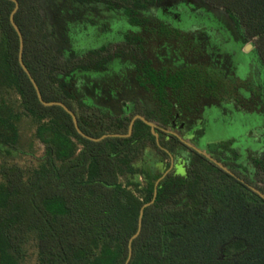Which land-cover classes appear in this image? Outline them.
I'll return each instance as SVG.
<instances>
[{"label":"trees","instance_id":"obj_1","mask_svg":"<svg viewBox=\"0 0 264 264\" xmlns=\"http://www.w3.org/2000/svg\"><path fill=\"white\" fill-rule=\"evenodd\" d=\"M16 1L14 22L23 38L22 61L42 99L66 105L88 136L125 134L135 113L110 112L80 97L77 76L103 73L115 57L123 61L140 50L135 43L141 38L124 35L116 45L84 53L71 49L65 55L51 43L42 0ZM165 1L71 2L100 3L122 12L131 25H141L140 11ZM204 1L222 9L235 31L252 43L262 79L251 87L246 84L238 96L254 98L264 111V0ZM13 8L11 1L0 0V264H22L29 250L34 264H124L139 210L151 200L154 182L166 168L154 156L164 153L139 120L129 138L92 142L76 132L61 107L43 106L18 63L19 40L9 21ZM161 34L170 38L167 30ZM220 84L215 73L206 77L198 72L197 92L194 88L170 96L161 88L152 98L155 107L165 110L163 117L170 116L171 100L197 109L201 99L218 106L234 98L231 89L218 96ZM206 86L211 93L203 98L198 89ZM137 113L148 120L158 116L156 110ZM219 114L212 113L215 126L225 120ZM260 129L264 137V126ZM36 145L42 147L37 156ZM209 146L212 151L230 149L226 142ZM16 153L33 160L23 165L10 161ZM253 161L257 183L247 175L241 182L206 157L188 154L186 174H169L153 204L144 209L128 264H264V199L247 186L264 195V146ZM243 163V171L249 173L247 160Z\"/></svg>","mask_w":264,"mask_h":264},{"label":"flooded vegetation","instance_id":"obj_2","mask_svg":"<svg viewBox=\"0 0 264 264\" xmlns=\"http://www.w3.org/2000/svg\"><path fill=\"white\" fill-rule=\"evenodd\" d=\"M71 1H53L56 15L51 24L53 29H48L51 33V43L56 48H60L65 55L71 49H77L84 53L101 46L116 45L123 40L124 35L141 38L140 42L135 43V46H139L140 50L131 51V55L124 58L123 61H121V57H115L112 66L103 73H98L95 77L88 76V73L78 74L77 91L81 95L80 97L86 98L87 101L98 107L106 108L110 112L119 110L118 112H125L127 115L135 113L131 116L128 127L136 116H141L153 124L155 135L152 133L151 127L142 120L136 119L133 123L134 126L135 122L139 120L148 126L156 146L165 154L156 153L154 156L166 168L154 182L151 200L154 196V189H156L155 201L158 186L169 174L179 176L186 174V158L192 152L206 157L210 162L226 170L241 182H244L242 177L247 175L250 180L257 183L253 158L264 146L263 133L256 124L258 102H255L252 97L240 99L238 96L239 93H243L242 88L246 84L249 87H251V83L253 85L252 74L254 73L250 72V67L245 69L242 67V70L236 68L230 75H226L218 68H213L215 60L212 61L210 52L207 53V47L210 48L215 43L216 35L214 31H211L214 25H208V22L200 24L195 20L197 13L204 15L203 9L197 10L190 7L188 0H167L172 4L170 10H166L164 7L167 1L155 8L141 10L139 15L144 24L131 25L127 17L119 10L107 8L100 3L83 5ZM103 10L110 12L111 16L104 15ZM162 30L169 31L170 38L161 34ZM224 32L227 34L225 30ZM235 33L243 40L236 31ZM51 37L55 39L59 37L58 41L63 42L65 48L56 46ZM133 46H130L131 49L134 48ZM244 47L238 44V53L244 59H251L253 48L249 58L245 56ZM198 72L206 77L212 72L218 75L222 84H220V89L216 90V94L225 96L228 94L225 90L231 89L234 98H231L230 101H221L218 106L201 99L197 109L189 108L190 105L185 108L175 100H171L173 104L171 112L173 113L163 117L162 114L165 110L162 112L159 106L155 107L152 98L157 94L158 89H164L170 96H176L175 94L182 92L188 93L194 88L196 90ZM138 74L142 77L141 84ZM92 80H97L99 83L102 81L105 86L92 90L89 84ZM166 81H172V84ZM198 90L203 98L211 93L209 87ZM154 110L158 112V116L153 120H148L146 116L137 113L140 111L148 114ZM213 112L220 113L225 119L219 121L217 126L212 119ZM165 117L168 119V123L165 122ZM224 129H235L236 134L230 137L223 135L222 137ZM213 142L230 143V149L218 148L216 151H212L209 145ZM147 151L151 155L155 153L151 147L147 148ZM245 160H247L246 166L250 169L249 173L243 171ZM247 186L250 189H255L253 185L247 184Z\"/></svg>","mask_w":264,"mask_h":264},{"label":"rangeland","instance_id":"obj_3","mask_svg":"<svg viewBox=\"0 0 264 264\" xmlns=\"http://www.w3.org/2000/svg\"><path fill=\"white\" fill-rule=\"evenodd\" d=\"M54 0H42V9L43 12L47 15V20H48V29L52 30V23L54 22L55 18V12H54V7L55 4L53 3ZM189 6L195 9H203L204 10V15H201L200 13H197L195 20L196 22H199L200 24H203L204 22H208V25H214L213 29L211 30L212 32L214 31V34L216 37L215 43L212 47H207L208 52H210V55L212 56V61L214 64L213 68H218L219 70L223 71L226 75H230L232 71H235L236 68H241L242 67L245 69L247 67H250V72H253V79L254 81L256 79L259 80L262 79V72H261V67L257 63L255 56L252 54L251 59H244L242 55H240L237 51V45L240 44L241 46L244 47L245 44H247L245 41L241 40L240 37L237 36L235 33L234 29L232 26L229 24L227 17L224 13H222L221 10H218L216 8H212L211 6L207 5L205 1L203 0H188ZM164 7L166 10H170L172 7V4L170 1H167L164 4ZM183 9V7H181ZM206 11V13H205ZM103 14L106 16H111V13L103 10ZM206 14V15H205ZM204 16V17H201ZM223 26V27H222ZM224 30L227 32L225 34ZM228 35V36H227ZM59 38V37H58ZM58 38H52L53 43L58 46L65 48V45L63 42L58 41ZM252 49V48H251ZM245 52V47H244V52L245 56H248L250 58V51ZM213 50V51H212ZM214 57V58H213ZM253 60V62H252ZM252 62V63H251ZM106 83V82H105ZM90 88L92 90L97 89L98 87H104L105 84H103L102 81L97 82V80H92L90 81ZM257 109V115H256V124L258 127L263 129L264 126V111L262 108V105H260ZM261 109V110H260ZM220 115V114H219ZM221 120V119H220ZM219 121V120H217ZM231 129V128H230ZM230 129H224V134H222V137H230L232 135L236 134V130H230ZM37 146V155H40L42 153V147ZM10 161H13L17 164L23 165V164H28L31 162L33 159L31 157L21 155L19 153L14 154L12 159H9ZM34 255L32 254V251L29 250L28 254L26 255L25 260L22 262V264H34Z\"/></svg>","mask_w":264,"mask_h":264},{"label":"water","instance_id":"obj_4","mask_svg":"<svg viewBox=\"0 0 264 264\" xmlns=\"http://www.w3.org/2000/svg\"><path fill=\"white\" fill-rule=\"evenodd\" d=\"M11 1L13 4H14V8L12 10V12L10 13V16H9V21H10V24L11 26L13 27L14 31L16 32L17 36H18V40H19V50H18V63L20 65V67L22 68V70L24 71V73L26 74V76L28 77L30 83L32 84L34 90H35V93H36V96H37V99L38 101L43 105V106H46V107H51V106H59L61 107L67 114L70 115L71 119H72V122H73V126L76 130V132L81 135L83 138L89 140V141H92V142H100L106 138H109V137H112V138H126V137H129L132 133V127H133V123L136 119H140L142 120L145 124H147L148 126L151 127V130H152V133L155 135L154 133V126L153 124L147 122L144 118H142L141 116H136L132 119V121L130 122L129 124V127H128V132L127 134L125 135H122V134H108V135H103L99 138H94V137H91V136H88L86 134H84L80 128L78 127V123H77V119L75 117V115L73 114V112L71 110H69L63 103L61 102H45L43 99H42V96H41V93H40V90L35 82V80L32 78L30 72L28 71V69L25 67L23 61H22V53H23V38H22V35H21V32L18 28V26L15 24L14 22V15L15 13L17 12L18 10V3L16 0H9ZM204 1V0H203ZM208 5V4H207ZM212 7V6H211ZM214 8V7H212ZM218 10H221L222 13L225 14V12L222 10V9H218ZM226 15V14H225ZM227 17V15H226ZM227 20L229 22V24L232 26V28L234 29L231 21L229 20V18L227 17ZM235 31V29H234ZM253 48V45L251 43H247L245 45V52H249V50ZM163 178V177H162ZM159 181V180H158ZM158 181L156 182L155 184V187L158 183ZM254 192H256L261 198L264 199V195L261 194L259 191H257L256 189H252ZM155 194H156V189H154V196H153V199L144 204L140 210H139V216H138V223H137V230L135 232V234L129 239L128 241V254H127V258H126V261L124 264H128L130 259H131V256H132V248H131V245H132V242L133 240L139 235L140 233V230H141V221H142V216H143V211L145 208H147L148 206H150L151 204H153V201H154V198H155Z\"/></svg>","mask_w":264,"mask_h":264}]
</instances>
